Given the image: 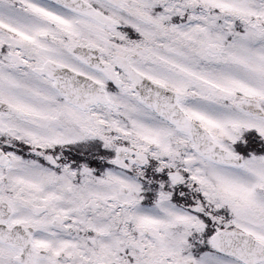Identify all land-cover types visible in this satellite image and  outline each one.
I'll use <instances>...</instances> for the list:
<instances>
[{
	"label": "snow or ice",
	"instance_id": "snow-or-ice-1",
	"mask_svg": "<svg viewBox=\"0 0 264 264\" xmlns=\"http://www.w3.org/2000/svg\"><path fill=\"white\" fill-rule=\"evenodd\" d=\"M0 264H264V0H0Z\"/></svg>",
	"mask_w": 264,
	"mask_h": 264
}]
</instances>
